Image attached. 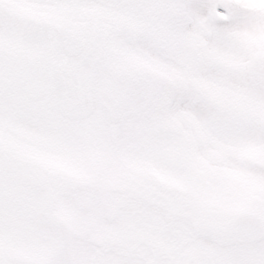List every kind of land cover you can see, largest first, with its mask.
Masks as SVG:
<instances>
[{"label":"snow or ice","instance_id":"snow-or-ice-1","mask_svg":"<svg viewBox=\"0 0 264 264\" xmlns=\"http://www.w3.org/2000/svg\"><path fill=\"white\" fill-rule=\"evenodd\" d=\"M0 264H264V0H0Z\"/></svg>","mask_w":264,"mask_h":264}]
</instances>
